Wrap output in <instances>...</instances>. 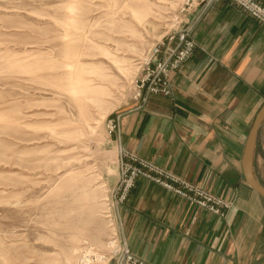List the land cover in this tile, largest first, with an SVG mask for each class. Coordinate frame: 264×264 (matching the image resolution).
I'll return each mask as SVG.
<instances>
[{"label":"rangeland","instance_id":"374dc122","mask_svg":"<svg viewBox=\"0 0 264 264\" xmlns=\"http://www.w3.org/2000/svg\"><path fill=\"white\" fill-rule=\"evenodd\" d=\"M219 1L171 9L167 0H0V264H126V249L154 264L121 228L141 178L228 215L232 199L116 135L124 110L174 95L172 74L195 52L200 12ZM174 13L181 22L167 28Z\"/></svg>","mask_w":264,"mask_h":264},{"label":"crops","instance_id":"0c3cea01","mask_svg":"<svg viewBox=\"0 0 264 264\" xmlns=\"http://www.w3.org/2000/svg\"><path fill=\"white\" fill-rule=\"evenodd\" d=\"M193 36L194 54L172 74L174 95H152L124 110L116 135L234 204L220 217L141 178L122 207V234L154 264H264V196L244 167L248 135L264 105V26L220 0L200 12ZM254 170L264 184V120Z\"/></svg>","mask_w":264,"mask_h":264},{"label":"water","instance_id":"95a60500","mask_svg":"<svg viewBox=\"0 0 264 264\" xmlns=\"http://www.w3.org/2000/svg\"><path fill=\"white\" fill-rule=\"evenodd\" d=\"M263 120H264V105L261 107L260 111L258 112L248 136V140L245 148V155H244V167L249 184L264 196V184H262L260 180L256 177L253 166L257 133L259 126Z\"/></svg>","mask_w":264,"mask_h":264},{"label":"built area","instance_id":"2783aa9c","mask_svg":"<svg viewBox=\"0 0 264 264\" xmlns=\"http://www.w3.org/2000/svg\"><path fill=\"white\" fill-rule=\"evenodd\" d=\"M212 0H180L179 1V3H178V5H182L183 4V6L185 7V6H189V7H192V6H194V5H196V4H198V3H208V2H211ZM238 1H240V2H242L243 4H245L246 6H249L250 8H252V10L254 11V12H256V13H258L260 16H261V19L263 20V22H264V7H262L261 5H260V3L259 2H257L256 0H238ZM176 14V13H175ZM177 15V14H176ZM177 20H176V22H175V24L174 25H171V26H175L177 23H179V22H181V20H179V16L177 15ZM172 19H173V17H172ZM171 19V20H172ZM185 34L184 33H182L181 34V36H184ZM190 44L191 43H193V42H189ZM149 58V57H148ZM147 58V59H148ZM146 62L148 63V60H146ZM166 69V68H165ZM137 93H138V90L136 91ZM115 238V237H114ZM116 239V238H115ZM117 240V239H116ZM118 245V246H117ZM116 246H114V247H116V248H118L120 245H119V241H118V244H117ZM129 253L128 254V258H131L132 260L131 261H127V263L126 264H130V263H138V261H140V262H143V260L141 261V260H139V259H136L133 255H132V253H130L127 249H126V251H125V253ZM144 264H148V263H145V262H143ZM143 263H141V264H143Z\"/></svg>","mask_w":264,"mask_h":264},{"label":"bare ground","instance_id":"6f19581e","mask_svg":"<svg viewBox=\"0 0 264 264\" xmlns=\"http://www.w3.org/2000/svg\"><path fill=\"white\" fill-rule=\"evenodd\" d=\"M179 1H180V0H167V2L169 3V5L171 6V9H174V8L176 7V5L179 3ZM177 18H178L177 15L174 13V14H173V19H172L171 21H169L168 24H167V28H169L170 25H174L175 22H176V20H177ZM168 19H169V18H168ZM151 48H152V47H151ZM151 48L148 50L147 54L144 56L145 59L148 58V54H149ZM144 58H143V60H144ZM139 63H141V62H139ZM137 68H138V67H137ZM137 70H138V69H137ZM136 74H137V73H135L134 77L136 76ZM112 227H113V229H114L115 224L112 223ZM107 244H109L110 246H113L112 248L115 249L114 246H116V245L118 244V240H116V239L113 237L112 239H110V241H108ZM117 246H118V245H117ZM103 258H104V257H102V259H103ZM104 259H105V258H104ZM104 259H103V260H104ZM99 260H101V259H99ZM87 261H89V259H88ZM85 262H86V261H85ZM104 263H105V262H104Z\"/></svg>","mask_w":264,"mask_h":264}]
</instances>
